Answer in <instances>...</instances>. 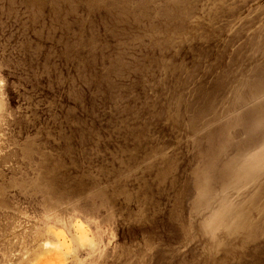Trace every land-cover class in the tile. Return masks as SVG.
Listing matches in <instances>:
<instances>
[{
    "label": "rangeland",
    "instance_id": "374dc122",
    "mask_svg": "<svg viewBox=\"0 0 264 264\" xmlns=\"http://www.w3.org/2000/svg\"><path fill=\"white\" fill-rule=\"evenodd\" d=\"M0 264H264V0H0Z\"/></svg>",
    "mask_w": 264,
    "mask_h": 264
}]
</instances>
